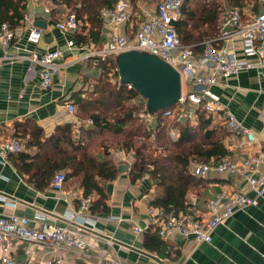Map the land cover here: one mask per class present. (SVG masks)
<instances>
[{
  "label": "crops",
  "instance_id": "0c3cea01",
  "mask_svg": "<svg viewBox=\"0 0 264 264\" xmlns=\"http://www.w3.org/2000/svg\"><path fill=\"white\" fill-rule=\"evenodd\" d=\"M48 3L45 0H28L24 19L13 30L14 40L7 50L0 48V143L14 134L29 132L32 128H40L44 137H48L56 127L70 125L71 137L75 142L94 147L96 152H101V159H110L117 168L126 166L128 170L118 172L113 181L102 183L107 195L105 204L108 212H90L95 219L97 232L85 233L88 246L84 251L53 250L17 242L12 250L16 263L57 264L55 261L60 259L59 264H96L101 256H106L122 264H264V194L257 199V205L234 213L218 225L211 234L210 243L197 242L192 236L183 237L177 231H172L165 240L160 239L168 248L166 254L144 245V233L148 227L152 228L148 211L150 198L159 189L143 176L131 182L129 171L134 159L130 152L124 153L117 148V136L93 132L90 120H80L75 114L67 112L66 104L74 103L77 107V98H84L91 92L97 77L92 62L83 58L86 50L80 48L75 37V45L66 47L70 36L61 34L55 28L63 12L57 10L51 16L48 12L52 8ZM154 13L155 9L147 13L145 21ZM130 16L116 28L102 25L98 29L94 28L99 30V38L92 47L100 48L113 34L123 35L133 41L141 24L134 22ZM36 20L43 21L45 27L41 29L39 42L33 45L27 43L26 37ZM85 32L81 30L77 34ZM215 42L217 47H224L237 55L241 53L238 39ZM57 49L61 51L57 60L60 73L53 77L51 88L43 90L40 87V67L23 57L31 51L40 55ZM190 90V85L182 80L181 94ZM213 92L256 138L252 144L245 145L241 136L227 130L221 115L209 114L212 119L210 125L225 132L222 143L229 153L227 157L237 162L251 155L260 156L263 169L264 133L261 130L260 109L264 98V78L255 69L228 78L219 77L218 86L213 88ZM143 101L139 96L135 98L136 103ZM190 122L195 125V118ZM170 134L179 135L177 129L171 130ZM105 149L108 156L105 155ZM10 157V154L4 159L0 156V216L15 214L32 219L41 213L50 224L66 225L69 215L77 209V197L83 196L79 178L67 179L61 192L54 190L51 185L39 191L23 180ZM248 174L246 170L244 175ZM236 191L248 197L255 196L244 177L210 173L196 191L188 194V200L195 199L198 218L205 219L208 200L218 194ZM34 223L31 225L36 226ZM135 229L140 231L135 232ZM25 250L32 253L30 257L24 254Z\"/></svg>",
  "mask_w": 264,
  "mask_h": 264
},
{
  "label": "built area",
  "instance_id": "2783aa9c",
  "mask_svg": "<svg viewBox=\"0 0 264 264\" xmlns=\"http://www.w3.org/2000/svg\"><path fill=\"white\" fill-rule=\"evenodd\" d=\"M132 0H118L111 8H102L99 12L101 25L106 28L118 27L125 23L131 12ZM184 0H158L155 13L142 23L135 34V39L130 41L120 34L110 35L107 42L100 48H93L92 42L80 46L86 50L84 59L92 62L95 67L100 61L113 59V57L127 50H139L156 55L180 75L181 80L188 83L191 90L180 96L177 101L180 119L185 117L195 118L197 110H203L211 115H221L227 130L243 138L245 145L252 144L256 138L230 111L224 106L219 96L213 92L218 86L219 77H232L246 70L255 69L264 78V0H259L261 11L253 16L246 17L238 9L226 10L220 19L219 34L215 40L227 42L238 39L241 43L239 55L228 51L224 47H217L214 40L202 42L200 55H195L190 46L182 45L173 22L182 18V4ZM80 21L74 15L62 17L55 23V28L64 35H69L66 42L67 48H72L74 36L80 31ZM41 29L32 26L26 37L29 44L36 45L41 37ZM14 32L6 24L0 26V48L7 50L14 40ZM214 41V42H213ZM61 56L59 49L36 54L31 51L23 58L40 67V87L48 90L52 86V79L60 73L57 64ZM128 89H131L127 85ZM69 114L76 113L72 103L66 104ZM164 117H172L171 110L164 112ZM151 120L146 112L142 115ZM261 130L264 133V98L260 109ZM172 136V134H171ZM173 139L177 136L173 135ZM24 142L16 137H9L0 143V156L2 159L9 154L25 151ZM260 156L251 155L240 161L234 162L229 157H223L212 164L200 163L192 166L191 173L199 179H206L210 173L233 174L244 177L248 187L255 193L248 197L241 191L228 194H218L207 201L205 215L207 218H198L195 210L194 198H191L189 207L183 212H164L157 208L149 207L150 227L160 239L165 240L172 231H177L183 237H194L197 242L210 243L214 229L223 224L234 213L249 206L257 205V199L264 194V168L262 169ZM148 169L150 165L147 166ZM248 175H244L245 171ZM149 179V173L143 175ZM64 185V174L57 173L51 182V187L61 192ZM77 209L69 215L66 225L57 226L47 222L46 216L37 213L32 219L10 214L0 216V264H17L12 250L17 242L33 244L39 247H49L53 250L84 251L88 246L85 233L97 232L95 219L90 213L93 196L77 197ZM32 222L36 226H32ZM135 229V232H139ZM27 257L31 256L25 250ZM57 264L60 259L55 261ZM96 264H122L120 261L101 256Z\"/></svg>",
  "mask_w": 264,
  "mask_h": 264
},
{
  "label": "trees",
  "instance_id": "16d2710c",
  "mask_svg": "<svg viewBox=\"0 0 264 264\" xmlns=\"http://www.w3.org/2000/svg\"><path fill=\"white\" fill-rule=\"evenodd\" d=\"M50 1L53 5L71 9L76 19L89 24L88 27L81 25L80 31H86L84 34L76 33L74 36L81 46L97 42L99 30L94 28L98 29L101 25L100 10L113 7L118 0ZM225 1L230 9L236 8L241 13L244 5H250V16L259 11V0ZM189 2L184 0L182 18L175 29L182 45L190 46L195 55H200L202 42L215 41L218 36L221 10L211 4L193 9ZM27 3L28 0H0V26L6 24L12 31L19 27ZM54 11L52 8L48 13L51 15ZM94 70L97 78L91 92L84 98H77V107L73 103L76 117L90 120L93 132H106L118 137L115 143L117 148L124 153L130 152L134 159L129 171L132 183L149 173L148 181L159 189L151 196L149 207L167 213L185 211L190 204L188 194L196 191L205 180L194 177L190 167L200 163L212 164L229 154L222 143L224 130L211 126V117L200 109L195 113V125L188 117L180 119L177 104L148 120L142 116L146 112L145 101L136 103L137 92L119 84L113 59L99 61ZM167 110L174 115L164 117ZM174 129L179 133L176 139L170 134ZM14 137L24 142L26 147L25 151L10 154L12 165L21 173L24 181L41 191L51 185L57 173L64 174V182L69 178H79L83 196L93 195L90 212H108L105 204L107 195L102 183L116 179L118 168L112 160L99 159L89 152L87 145L75 142L71 137L70 125L56 127L48 137H44L37 127L22 135L14 134ZM105 155L108 156L107 149ZM144 245L160 253L166 254L168 250L149 227L144 233Z\"/></svg>",
  "mask_w": 264,
  "mask_h": 264
},
{
  "label": "water",
  "instance_id": "95a60500",
  "mask_svg": "<svg viewBox=\"0 0 264 264\" xmlns=\"http://www.w3.org/2000/svg\"><path fill=\"white\" fill-rule=\"evenodd\" d=\"M34 27L43 29L45 23L34 22ZM173 26L177 22L172 23ZM121 85H129L145 101V110L150 117L172 107L181 96V77L168 63L150 53L139 50H127L113 57ZM119 166L118 172L127 171Z\"/></svg>",
  "mask_w": 264,
  "mask_h": 264
},
{
  "label": "rangeland",
  "instance_id": "374dc122",
  "mask_svg": "<svg viewBox=\"0 0 264 264\" xmlns=\"http://www.w3.org/2000/svg\"><path fill=\"white\" fill-rule=\"evenodd\" d=\"M45 1H48L49 2L48 5L51 8H54L55 11L61 10V12H63V17H65L67 15H74L75 16V14L73 13V11H71V9L65 8L62 5H53L50 0H45ZM156 4H157V0H133V1H131V12H130L131 19L134 22H136L137 24L144 23L145 20L147 19L146 14L151 12L152 10H154L156 8ZM210 4L216 5L221 10L220 14H219V20L221 19L222 14L226 10L231 8L230 5L228 3H226L225 0H190V2H189L190 7L193 9H197V8L201 7L202 5H210ZM249 6L244 5L242 8V12L246 17L250 16V13H251ZM80 25H82L83 27H85V25H86V27L89 26V24L85 20H81ZM185 92L186 91H184V94H185ZM94 143H93V145H94ZM88 150H89V152L93 153L99 159L103 158L101 152H96L94 147L90 146V148H88ZM152 150H153V148H152ZM105 151H106V149H105ZM152 154L155 155L156 153H152Z\"/></svg>",
  "mask_w": 264,
  "mask_h": 264
}]
</instances>
